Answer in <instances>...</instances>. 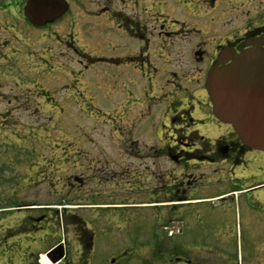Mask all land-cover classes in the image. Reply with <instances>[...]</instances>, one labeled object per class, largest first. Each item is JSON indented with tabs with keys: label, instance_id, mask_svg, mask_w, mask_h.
I'll list each match as a JSON object with an SVG mask.
<instances>
[{
	"label": "flooded vegetation",
	"instance_id": "flooded-vegetation-1",
	"mask_svg": "<svg viewBox=\"0 0 264 264\" xmlns=\"http://www.w3.org/2000/svg\"><path fill=\"white\" fill-rule=\"evenodd\" d=\"M82 1L81 5L78 0H64L66 12L37 27L24 15L28 0H0V38L15 36L17 24L44 29L64 25L62 20L68 16L65 21L70 44L61 48L68 56L73 55L68 57L73 83L79 82L77 75L87 69L84 66L75 71V65H81L75 56L87 62L90 58L75 51L71 21L77 27L92 18L97 51L105 45L119 46L114 61L101 59L116 64L115 71L102 75L99 85L102 97L110 103L108 109L91 107L95 97L89 81L74 101L89 104L87 108L81 105L83 113L96 112L102 114L103 123L108 121L103 125L108 144L119 151L121 158L128 155L136 166L135 190L143 187V193L153 199L147 204L181 210L175 217L164 214L158 226L162 230L159 238L148 236L145 223L153 228L149 220L137 222L128 245L152 249L149 254L138 255L137 264H264V151L242 143L231 124L214 116L206 88L208 72L228 66L232 73L230 106L237 114L234 122H244L255 132L264 124V63L260 57H253L248 65L238 61L244 53L264 50V0ZM72 6H86V10L77 14L79 10ZM161 7L173 15H163ZM62 43L60 40L59 46ZM93 45L86 47L93 49ZM119 67H124L123 73H119ZM43 72L40 70L41 76ZM45 90L35 83L36 105L31 114L40 113L44 102L52 101L49 97L45 100ZM13 91L0 92V134H4L0 137V175L10 172L12 130L25 129L10 125V118L31 110L28 89L19 94ZM151 114L156 115L158 124H150ZM145 123L146 130L140 133ZM121 169L118 175L123 178ZM73 181L81 183L76 177ZM10 183L11 179L0 180V264H43L45 216L38 210L52 208L27 203L8 206L13 192ZM204 184L215 188V196L192 199L201 195L198 189ZM205 200L215 210V215L210 211L207 228L203 213L195 208ZM232 207L236 210L234 221ZM116 219V237H112V224L98 233L102 225L91 217L89 222L78 218L73 225L82 223L85 229L78 227L77 234L73 226L78 252L67 254L55 245L47 250L48 258L53 264H131L130 248L123 246L108 260L102 256L95 259V242L99 239L124 245L123 222Z\"/></svg>",
	"mask_w": 264,
	"mask_h": 264
},
{
	"label": "rangeland",
	"instance_id": "rangeland-1",
	"mask_svg": "<svg viewBox=\"0 0 264 264\" xmlns=\"http://www.w3.org/2000/svg\"><path fill=\"white\" fill-rule=\"evenodd\" d=\"M77 3L82 5L83 1L78 0ZM72 8L79 10L77 14L86 10V6ZM159 11H162L163 15H173L167 8L161 7ZM68 19L66 16L62 20L64 25H53L44 29L17 24L14 28L15 36L0 38V92L8 93L12 89V93L19 94L23 89H28V106L31 109L26 114L13 115L10 118V125L22 126L25 129H13L10 134L11 155L7 158L10 161L11 173L0 175V180L4 182L11 179L12 203L8 206L27 203L52 208L38 210L45 216L43 226L46 230L41 246L44 253L60 242L59 245L67 254L78 252L79 248L74 240L75 233L78 234L79 229L85 231L82 223L74 226V221H78V218L81 222H89L91 217L94 222L102 225L103 228L98 233L108 230L105 227L110 223L113 228L110 234L116 237L117 217L123 222L124 245H115L116 242L110 243L109 239L106 242L99 239L95 242V259L102 256V259L107 257L108 260L116 255L118 247L123 246L130 248L131 264H137L138 255L152 252L151 247L140 249V246L128 245L132 242L131 237L137 222L142 223V218L149 220L153 228L151 230L149 223H145L149 229L148 236L151 239L159 238L162 237V230L160 231L158 226L163 223L164 214L169 212L175 217L179 216L181 210L147 204L153 199L143 193V187L139 185L135 190L133 172L136 166L129 160L128 155L121 158L119 151L108 144L103 128L104 123L108 124V121L103 123L102 114L98 115L96 112L91 115L83 113L82 106L87 108L89 104L75 103V95L78 91L83 92L90 82L91 95L95 97L91 107L98 111L108 109L110 103L102 97L99 85L104 77L102 75L115 71L116 64L102 62L101 59L114 61L120 48L118 45H105L97 51L99 45L92 31L91 26H95L92 25V18L81 21L77 27L71 21L76 34L75 51L90 58V62H87L80 55L75 56L76 60L81 62L80 66L75 65V71L84 66L87 69L82 75H77L80 77L79 82L73 83L71 79L74 74L69 71L72 66L68 61V57L73 58V55L68 56L61 48L69 42V26L65 21ZM96 28L101 31L99 24ZM105 30L104 28L102 32L105 33ZM60 40H63V43L59 46ZM86 44H94L95 50L89 49ZM42 69L44 72L41 76ZM118 71L123 73L124 67H119ZM35 83L46 89L45 100L49 97L52 101L44 102L43 111L40 113L31 114L36 105ZM85 99L87 100L86 96ZM128 105L132 106L133 103ZM155 118L156 115L151 114L150 124H158ZM0 124L3 123L0 121ZM147 126L145 123L140 128V133L145 132ZM155 128L157 129V126ZM3 136L4 134H0V137ZM121 167L123 178L118 175ZM75 177L81 179V183L73 181ZM19 188L22 190L19 191ZM214 191V187H206L204 184L198 189L201 195L193 196L192 199L214 197ZM206 201L200 207H195L204 215V228L210 226V211L215 215V210L211 209L212 205ZM235 211L232 207L233 221ZM73 226L74 230L79 227L75 233ZM102 236L104 238V235Z\"/></svg>",
	"mask_w": 264,
	"mask_h": 264
},
{
	"label": "water",
	"instance_id": "water-1",
	"mask_svg": "<svg viewBox=\"0 0 264 264\" xmlns=\"http://www.w3.org/2000/svg\"><path fill=\"white\" fill-rule=\"evenodd\" d=\"M66 10L67 5L64 3V0H28L24 8V15L30 24L41 27L62 16ZM240 57L241 58L238 59V61L241 63H247V65L253 57H260L259 61L264 63V50L247 52ZM263 67L262 70H264ZM259 69L261 70V64L259 65ZM231 79L232 73L228 66L219 69L212 68L208 72L206 88L213 104V114L221 122L231 124L237 137L242 143L251 148L264 151V124L262 126L260 125L258 131L255 132L248 130L247 124L244 122L237 124L234 122L237 118V114L233 113L230 106ZM48 257L49 254H47V258ZM48 259L50 260V258ZM50 261L54 263V261Z\"/></svg>",
	"mask_w": 264,
	"mask_h": 264
},
{
	"label": "bare ground",
	"instance_id": "bare-ground-1",
	"mask_svg": "<svg viewBox=\"0 0 264 264\" xmlns=\"http://www.w3.org/2000/svg\"><path fill=\"white\" fill-rule=\"evenodd\" d=\"M42 263H43V264H50V263L46 260V258H45L44 256L42 257Z\"/></svg>",
	"mask_w": 264,
	"mask_h": 264
}]
</instances>
